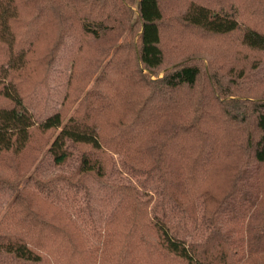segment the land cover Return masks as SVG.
<instances>
[{"label":"trees","instance_id":"1","mask_svg":"<svg viewBox=\"0 0 264 264\" xmlns=\"http://www.w3.org/2000/svg\"><path fill=\"white\" fill-rule=\"evenodd\" d=\"M0 264H264V0H0Z\"/></svg>","mask_w":264,"mask_h":264},{"label":"rangeland","instance_id":"2","mask_svg":"<svg viewBox=\"0 0 264 264\" xmlns=\"http://www.w3.org/2000/svg\"><path fill=\"white\" fill-rule=\"evenodd\" d=\"M167 46L168 48H171L173 46V44L171 42H168L167 43ZM161 72H159L160 74ZM39 135V134H38ZM54 135V133H53ZM48 136H50V138H48ZM48 136L46 137L44 134L41 135L40 139H39V142H38V153L36 155V157L40 158V156L43 155L44 153V150L46 149V145L49 144L51 138H52V133H48ZM37 140L34 141V144H37L36 142Z\"/></svg>","mask_w":264,"mask_h":264}]
</instances>
